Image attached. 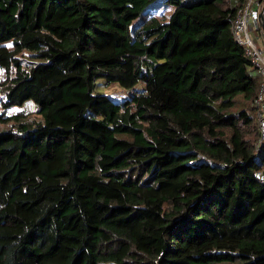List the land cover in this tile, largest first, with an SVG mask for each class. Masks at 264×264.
Instances as JSON below:
<instances>
[{"label": "trees", "instance_id": "trees-1", "mask_svg": "<svg viewBox=\"0 0 264 264\" xmlns=\"http://www.w3.org/2000/svg\"><path fill=\"white\" fill-rule=\"evenodd\" d=\"M235 5L0 0V264H264ZM98 78L144 86L116 100Z\"/></svg>", "mask_w": 264, "mask_h": 264}, {"label": "built area", "instance_id": "built-area-1", "mask_svg": "<svg viewBox=\"0 0 264 264\" xmlns=\"http://www.w3.org/2000/svg\"><path fill=\"white\" fill-rule=\"evenodd\" d=\"M231 1L235 5L236 0ZM260 13L264 14V0H245L242 5L236 6L230 20L234 39L243 46L260 75L258 91L252 101L257 107L261 130V136L257 142L259 149L260 141L264 140V29L261 25ZM259 175L264 178V164L259 170Z\"/></svg>", "mask_w": 264, "mask_h": 264}, {"label": "rangeland", "instance_id": "rangeland-1", "mask_svg": "<svg viewBox=\"0 0 264 264\" xmlns=\"http://www.w3.org/2000/svg\"><path fill=\"white\" fill-rule=\"evenodd\" d=\"M170 8L171 7L169 6L164 7L163 9H161V12L160 10L159 11L157 10L155 11V13L159 16V14L168 13L170 11ZM5 76H6V71L0 68V78L4 79ZM143 86L144 84L142 80L138 81L133 87H124L116 81L107 82L104 78H98L94 91L105 93L113 97L116 100H121L123 98L128 97L134 90H139ZM16 109L17 108L14 107L12 112H16ZM23 109L25 112L29 111V113H32L30 114V116L36 117L37 114L34 113V111L32 110V105L30 103H28L27 105L25 104ZM0 127H3V125L0 124ZM257 142L258 140H256V143Z\"/></svg>", "mask_w": 264, "mask_h": 264}, {"label": "water", "instance_id": "water-1", "mask_svg": "<svg viewBox=\"0 0 264 264\" xmlns=\"http://www.w3.org/2000/svg\"><path fill=\"white\" fill-rule=\"evenodd\" d=\"M261 25L264 29L263 13H260Z\"/></svg>", "mask_w": 264, "mask_h": 264}]
</instances>
